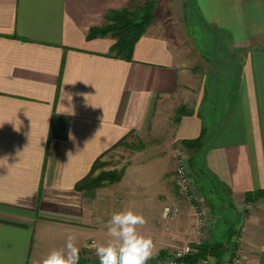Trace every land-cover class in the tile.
<instances>
[{
	"label": "crops",
	"instance_id": "crops-1",
	"mask_svg": "<svg viewBox=\"0 0 264 264\" xmlns=\"http://www.w3.org/2000/svg\"><path fill=\"white\" fill-rule=\"evenodd\" d=\"M128 3L0 0V264H33L69 235L79 264H99L93 245L108 239L111 214L128 208L147 220L140 231L154 241L150 260L193 242L194 207L172 186L174 144L210 218L204 243L236 238L243 264H264V195L254 196L264 192V0H193L194 12L179 17L186 24L193 15L222 55H202L173 20L144 33L123 60L109 54L112 37L87 33ZM180 106L190 113L174 123L166 150L126 167L113 185L76 188L120 140ZM165 205L177 206L175 220L162 218Z\"/></svg>",
	"mask_w": 264,
	"mask_h": 264
},
{
	"label": "rangeland",
	"instance_id": "rangeland-1",
	"mask_svg": "<svg viewBox=\"0 0 264 264\" xmlns=\"http://www.w3.org/2000/svg\"><path fill=\"white\" fill-rule=\"evenodd\" d=\"M192 3H193V0H157L156 6L153 11V19L150 22V24L147 26L145 33L148 31L149 32H152V31L159 32L163 30L166 31L167 28L169 27V23L175 20L178 22V24H183V27L184 26L186 27L185 33L189 34V36L192 37L193 41L196 43L197 47L200 49V52L202 53V55L209 54L210 56H212V53L216 56L222 55V51L219 48L220 46H218V44H216L213 40H211L210 35L206 34L205 30L202 27H200V25L197 22H194V19H192L194 18L193 15L191 16L188 14L189 23L185 24V22H180L179 17H183L184 19H186L187 17L186 13L194 12ZM192 32H194V34H192ZM106 36L111 37V35H106ZM173 117L172 119L169 118V121L167 120L161 121L160 123L157 124L155 129L149 130L144 133H131L130 135H128L126 139L124 140V142L116 145L111 150H109L104 155H102L99 159H97L98 161L93 170V174L97 175L100 172H108L112 174L113 173L117 174L120 170L123 171L125 170L126 167L131 166L137 162H140L144 158L153 157L151 155L153 152L158 153V150H162V149L166 150L167 149L166 142L170 139L172 135V129L174 126ZM139 145H141V147L137 148L139 147ZM177 146L179 145L174 144L173 149L176 148ZM187 159H188V166L190 167V170H191L192 183H193L194 181H193L192 168L190 165L189 158ZM174 178L176 179V172L174 174ZM109 185H113V183ZM172 186H173V190L175 193V197H177L178 200L180 197H182V199H180L181 202L184 199L192 207L193 205H196V204H198V206L201 207L199 205L200 198L197 194L194 183H193V187H194L193 197L194 198L192 199V201H188L183 196V194L180 192V190L177 187L176 181L174 185ZM173 206H176V205H173ZM200 211L204 213L202 209ZM206 219H207V224L208 223L210 224L209 222L210 218L208 217V215H206ZM167 221L169 222L173 220H167ZM204 235H205V232H204ZM235 239L233 241L234 243H231V244L222 243V244H225L226 248L223 253L222 259L220 260L218 264H225V262L227 263L228 258L233 255H238L240 258H242L240 253L235 251L236 249L234 248L235 247L234 245L235 243H237ZM207 257L212 264H217L213 257L209 255ZM94 258L95 260H98V257L96 255H94ZM82 259L83 258H81V260ZM149 261H153V259L148 260V262Z\"/></svg>",
	"mask_w": 264,
	"mask_h": 264
},
{
	"label": "trees",
	"instance_id": "trees-1",
	"mask_svg": "<svg viewBox=\"0 0 264 264\" xmlns=\"http://www.w3.org/2000/svg\"><path fill=\"white\" fill-rule=\"evenodd\" d=\"M156 3L157 0H129V3L121 9L108 10L104 14V22L101 26L89 28L87 39L111 35L114 42L109 50V54L115 58L130 60L135 42L145 33L147 26L153 19V11ZM188 113H190V111L184 106L178 107L175 109L173 122L176 123L179 117ZM130 134L131 133H129V135ZM126 137L120 140L117 145L124 142ZM189 143V141L182 142L184 146ZM140 147L141 145L137 148ZM97 161L98 160L93 163L88 174L77 182V189L97 188L115 183L121 178L123 173L122 170L117 174L108 172H100L97 175L93 174ZM259 195H264V192L256 191L254 193V196ZM252 196L253 194H246L245 200L248 202L252 201ZM225 248V244L222 243H203L199 247L198 256L207 257L209 255L213 257L218 264L222 259Z\"/></svg>",
	"mask_w": 264,
	"mask_h": 264
},
{
	"label": "clouds",
	"instance_id": "clouds-1",
	"mask_svg": "<svg viewBox=\"0 0 264 264\" xmlns=\"http://www.w3.org/2000/svg\"><path fill=\"white\" fill-rule=\"evenodd\" d=\"M69 138L74 139L71 133ZM146 223V218L131 208L114 211L104 225L108 239L105 243L93 245L99 264H147L153 256L155 244L151 236L140 231ZM76 240L75 235H69L62 248L50 251L33 264H79L80 248Z\"/></svg>",
	"mask_w": 264,
	"mask_h": 264
},
{
	"label": "built area",
	"instance_id": "built-area-1",
	"mask_svg": "<svg viewBox=\"0 0 264 264\" xmlns=\"http://www.w3.org/2000/svg\"><path fill=\"white\" fill-rule=\"evenodd\" d=\"M173 157L175 161L176 172V184L183 196L192 201L194 198V187L192 183V174L190 167L188 166V157L183 146H177L173 149ZM250 202H245L244 211L249 209ZM196 222V239L193 242L183 243L167 254L157 258L153 261H147V264H212L208 257L198 256L199 247L204 243V232L207 226V219L205 212L203 213L198 204L193 205ZM179 214V210L176 206L165 205L162 209V218L165 220H174ZM244 218V216H243ZM241 230V227H239ZM225 264H243L241 258L238 255H233L228 258V262Z\"/></svg>",
	"mask_w": 264,
	"mask_h": 264
}]
</instances>
